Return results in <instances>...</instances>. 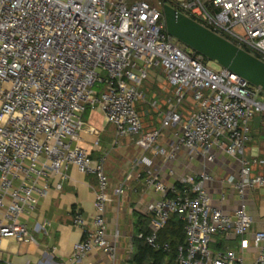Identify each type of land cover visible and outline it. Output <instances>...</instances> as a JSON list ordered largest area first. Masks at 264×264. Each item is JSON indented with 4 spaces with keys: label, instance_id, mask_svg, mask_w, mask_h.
<instances>
[{
    "label": "built area",
    "instance_id": "1",
    "mask_svg": "<svg viewBox=\"0 0 264 264\" xmlns=\"http://www.w3.org/2000/svg\"><path fill=\"white\" fill-rule=\"evenodd\" d=\"M166 5L264 62V0H0V238L29 239L20 217L48 195L52 177L65 180L75 167L96 180L97 216L94 230L74 246L71 264L95 250L119 264L118 241L106 239V159L94 161L80 145L88 130L84 115L97 108L117 140L136 138L137 147L153 152L163 167L182 155L188 164H213L219 153L239 163L238 175L228 179L239 201L232 214L214 206L207 187L212 177L205 171L176 175L169 184L150 174L146 183L161 198L148 205L153 227L139 239L154 251L169 252L159 233L176 215L186 235L177 264H248L233 250H213L217 236L238 238L241 251L254 247L259 253L249 264H264V231L253 232L247 201L250 192L264 187V159H244L250 122L264 115V92L226 69L213 70L204 56L170 36ZM156 69L173 92L166 111L158 100L150 101L161 128L144 132L141 85ZM188 98L195 109L186 116L181 109ZM166 130L172 139L160 145ZM257 166L261 174L254 176ZM125 192V184L115 190L117 197ZM73 224L85 228L80 212Z\"/></svg>",
    "mask_w": 264,
    "mask_h": 264
},
{
    "label": "crops",
    "instance_id": "2",
    "mask_svg": "<svg viewBox=\"0 0 264 264\" xmlns=\"http://www.w3.org/2000/svg\"><path fill=\"white\" fill-rule=\"evenodd\" d=\"M141 88L146 94V100L138 105L140 115L145 116V114L152 113L160 118L157 111L151 108L150 101L158 100L162 110L166 111L165 102L173 92V86L165 78L163 71L156 69L150 72L149 79L141 85ZM148 97L151 98L149 102H147ZM191 104L193 105V102ZM144 106L147 108L146 112ZM192 108L191 112L195 109L194 106ZM181 110L185 112L186 116L191 113L184 108ZM88 117L89 123L85 122L88 130L82 133L80 145L91 153L94 161H97L100 157H104L107 150L112 149L113 145L108 146L107 149H103L100 145L94 146V142L100 135L96 129L98 123L105 125L107 123L99 109L95 113H90ZM108 126L115 137L114 129L110 125ZM160 128V123L158 127L152 128L145 124L144 132L160 130ZM250 128L251 141L246 147L244 159L246 161L264 159V115L254 117L250 122ZM162 136L159 144L165 145L172 139V130L164 131ZM126 140H136V138ZM127 147L120 150L122 158L127 157ZM135 150L140 152V158L136 164L141 159H146L148 162L144 161L134 169L129 166L130 160L128 161L129 158H127L124 163L120 159L117 166L108 165L107 167L111 182L109 191L111 202L107 204L104 216L107 227L106 239L110 243L118 241L120 250L127 243L133 246L134 235L141 227L149 229L153 227V219L148 212V205L160 199L161 195L147 185L146 179L150 174L158 173L160 179L169 184L175 181L180 169L175 171L180 168V165L182 170L191 171L186 172L189 174L205 171L212 177V181L207 184V187L213 198L214 206L228 214H232L238 208L237 195L232 186L228 184V179L238 175L239 163L224 153H219L213 164H205L200 159L188 164L187 159L182 155L178 163L163 167L161 160L156 158L153 152L144 153L137 147L136 142ZM261 170V166L255 167L253 175L261 174ZM139 174H142L141 179L138 178ZM58 184H61V189L57 187ZM121 184L126 185V192L123 196L117 197L115 190ZM95 186L94 177L81 174L75 167L70 168L65 180L60 177H52L48 195L40 201L34 210L22 215L19 219V224L28 229L30 238L26 241L8 237L0 238V264H71L74 246L85 239V231H92L95 228L94 220L97 216ZM223 197L224 200H222ZM247 201L249 212L254 221L253 232L264 231V187L250 192L247 195ZM76 212H80L85 219L84 229L73 224V216ZM249 239H252V234ZM211 247L215 251L233 250L242 256L248 264L252 263L259 253L252 246L248 250L241 251L239 239L233 236L229 238L217 236ZM123 262L124 258L120 255L119 264H128ZM78 264H111V261L107 255L95 250Z\"/></svg>",
    "mask_w": 264,
    "mask_h": 264
},
{
    "label": "water",
    "instance_id": "3",
    "mask_svg": "<svg viewBox=\"0 0 264 264\" xmlns=\"http://www.w3.org/2000/svg\"><path fill=\"white\" fill-rule=\"evenodd\" d=\"M164 20L169 35L180 44L264 92V62L168 5Z\"/></svg>",
    "mask_w": 264,
    "mask_h": 264
},
{
    "label": "rangeland",
    "instance_id": "4",
    "mask_svg": "<svg viewBox=\"0 0 264 264\" xmlns=\"http://www.w3.org/2000/svg\"><path fill=\"white\" fill-rule=\"evenodd\" d=\"M63 1H66V0H63ZM189 51H191L190 49H188ZM206 63L208 64V66L210 68H212L213 70H220L221 67H219L216 63H213L211 61H208L206 60ZM103 88V84L102 85H99L98 89L101 90ZM149 99H151L150 97L147 98V102H149ZM192 101L191 99H188L184 105H183V108L189 112H191V110L193 109L192 108ZM144 108V111L146 112L147 111V108L146 106L143 107ZM98 109L95 108V109H90V113L92 112H96ZM89 113V114H90ZM144 114V113H143ZM143 116V119H142V123L143 125L145 126L148 125L150 128L152 127H155L157 126L158 127V124L160 123L161 124V118H158L157 116H154L152 113L150 114H145L142 115ZM141 116V118H142ZM89 117L85 118L84 119V122L86 123H89ZM145 122V123H144ZM98 127H96L97 131L100 132V135L98 136V140H99V145L100 147L102 146L103 149H107L108 146H112V149H108L107 152L105 153L104 157L106 159V168L108 167V165H110L111 167H114V166H117L118 165V161H120L121 159V162L124 163V161L128 159V161L130 160V167H135V165H137V161L139 160L140 158V152L137 150H135V142L136 140H129L127 141L126 139H123V140H120L118 141L116 139V137H114L113 135V131L111 130V128L108 126V125H105L103 123H98L97 125ZM160 141H158L159 143ZM129 146V147H127ZM127 147V150H126V154H127V157H123L122 158V154L120 152L121 149H124ZM148 157H151L150 155H148ZM180 168H177V170L175 172L178 171V169H180V172H178L177 175L179 174H184L186 172H191V171H188V170H182V166L180 165L179 166ZM175 170V169H174ZM132 246L128 245H125V247H123L122 250H120V255L124 258V262L123 263H128V261L130 260L131 256L133 255L134 253V249L132 250L131 248Z\"/></svg>",
    "mask_w": 264,
    "mask_h": 264
},
{
    "label": "trees",
    "instance_id": "5",
    "mask_svg": "<svg viewBox=\"0 0 264 264\" xmlns=\"http://www.w3.org/2000/svg\"><path fill=\"white\" fill-rule=\"evenodd\" d=\"M90 110L84 115V119L89 116ZM151 229L141 227L136 231L133 238V249L135 250L128 264H177L178 249L185 245L186 235L184 223L179 216H172L167 225L159 233V241L170 245L169 252L154 251L138 235L143 233L149 235ZM224 250V249H222Z\"/></svg>",
    "mask_w": 264,
    "mask_h": 264
}]
</instances>
